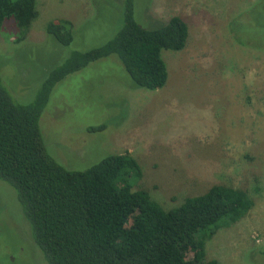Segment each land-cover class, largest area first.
Here are the masks:
<instances>
[{"label": "rangeland", "instance_id": "374dc122", "mask_svg": "<svg viewBox=\"0 0 264 264\" xmlns=\"http://www.w3.org/2000/svg\"><path fill=\"white\" fill-rule=\"evenodd\" d=\"M123 8L124 0H37L39 14L20 42L22 29L6 20L0 77L14 101L32 103L73 50L113 37ZM175 15L190 36L184 49L162 52L166 85L136 86L116 55L90 63L52 92L40 120L47 151L68 169L130 152L143 170L135 188L168 210L215 184L246 190L254 207L207 242V259L264 264V0H135L146 28ZM62 18L73 22L69 46L46 30ZM31 232L17 191L0 180V264H44Z\"/></svg>", "mask_w": 264, "mask_h": 264}, {"label": "trees", "instance_id": "16d2710c", "mask_svg": "<svg viewBox=\"0 0 264 264\" xmlns=\"http://www.w3.org/2000/svg\"><path fill=\"white\" fill-rule=\"evenodd\" d=\"M38 14L37 0H0V28L13 19L23 31L18 42ZM46 30L64 46L73 42L69 19L50 21ZM189 36L188 23L177 15L160 28L142 26L135 0H124L115 35L101 45L73 50L48 73L32 103L14 101L0 77V180L17 191L44 264H220L207 259L206 244L254 207L246 190L215 184L168 210L148 190L135 188L143 170L130 152L108 154L86 169H68L48 153L40 125L57 84L111 55L136 86L163 88L169 72L162 52L184 49ZM261 254L264 259V249Z\"/></svg>", "mask_w": 264, "mask_h": 264}]
</instances>
